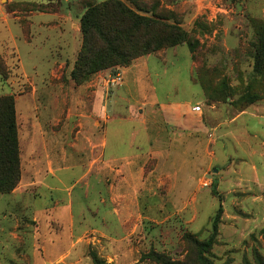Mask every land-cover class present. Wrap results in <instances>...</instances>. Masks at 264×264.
Returning a JSON list of instances; mask_svg holds the SVG:
<instances>
[{
	"label": "rangeland",
	"instance_id": "rangeland-1",
	"mask_svg": "<svg viewBox=\"0 0 264 264\" xmlns=\"http://www.w3.org/2000/svg\"><path fill=\"white\" fill-rule=\"evenodd\" d=\"M86 1L0 0V98L15 99L21 169L32 137L44 173L65 150L69 190L39 191V206L71 201L73 217L5 209L0 264H264V77L250 22L264 21V0H136L192 47L134 61L114 88L115 70L101 72L97 94L84 86L101 73L70 78Z\"/></svg>",
	"mask_w": 264,
	"mask_h": 264
},
{
	"label": "trees",
	"instance_id": "trees-1",
	"mask_svg": "<svg viewBox=\"0 0 264 264\" xmlns=\"http://www.w3.org/2000/svg\"><path fill=\"white\" fill-rule=\"evenodd\" d=\"M80 29L82 46L70 78L77 86L88 83L101 72L122 68L163 49L189 41V33L176 23L170 24L156 7L148 9L136 0H98L84 2ZM255 33V73L264 77V21L251 20ZM2 77H6L0 66ZM16 103L13 96L0 98V194L12 193L22 177L17 135ZM220 213L213 224V235L205 248L212 247L218 234ZM96 264H101L96 259Z\"/></svg>",
	"mask_w": 264,
	"mask_h": 264
},
{
	"label": "crops",
	"instance_id": "crops-1",
	"mask_svg": "<svg viewBox=\"0 0 264 264\" xmlns=\"http://www.w3.org/2000/svg\"><path fill=\"white\" fill-rule=\"evenodd\" d=\"M16 40L17 38L12 36V39L8 42L11 43V41H13L16 43ZM130 70H132V68L123 69V73H128ZM103 75L106 76L107 72L99 74L90 85L84 86V89H89L87 92L92 94V87L98 89L99 79H101ZM125 86H129V82H124V87ZM94 92L97 94L98 91L95 90ZM36 147V138L34 139L32 137L31 149L33 150V154H31L29 158L30 162L28 164V169L24 168L26 162H23L22 160V177L18 187L10 194H0V239L5 235L4 232L6 226L3 224V222L6 221L4 220L5 209L11 210V213L14 214L15 218L21 217L24 219H30L32 217H36L39 211L42 210V212H40L42 215H47V212H51L53 223L56 221L64 222L65 217H67L68 221L73 219L71 201L66 204L61 203L57 199H53L54 201L52 204L50 203V208H44L45 204H43V207L42 205L39 206V191L42 190L45 192L47 189H51V193H54L60 191L67 192L69 190L65 179L67 177V173L71 171V168L69 165H66L67 155L65 150L63 151L61 162L60 160L57 161L55 158L56 155L51 152V161H47L50 164V172H47L48 170H46L44 173L41 169V167L44 166V162L39 159V156H37L39 153L37 152L38 149ZM48 157H50L49 154ZM132 158H136V156L133 155ZM47 181H51V187H49ZM56 214L62 218L59 220L56 219Z\"/></svg>",
	"mask_w": 264,
	"mask_h": 264
},
{
	"label": "built area",
	"instance_id": "built-area-1",
	"mask_svg": "<svg viewBox=\"0 0 264 264\" xmlns=\"http://www.w3.org/2000/svg\"><path fill=\"white\" fill-rule=\"evenodd\" d=\"M122 81H123V76H122V74H116V75H114V76H111L109 79H108V86H110V87H112V88H114V87H116V86H119V85H121V83H122Z\"/></svg>",
	"mask_w": 264,
	"mask_h": 264
}]
</instances>
